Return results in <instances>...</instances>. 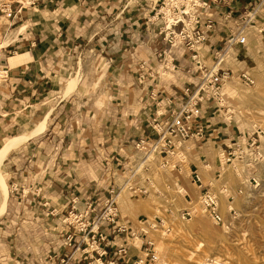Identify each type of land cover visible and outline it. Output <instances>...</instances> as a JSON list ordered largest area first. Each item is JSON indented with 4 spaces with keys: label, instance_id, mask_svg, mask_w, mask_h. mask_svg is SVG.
Listing matches in <instances>:
<instances>
[{
    "label": "crops",
    "instance_id": "0c3cea01",
    "mask_svg": "<svg viewBox=\"0 0 264 264\" xmlns=\"http://www.w3.org/2000/svg\"><path fill=\"white\" fill-rule=\"evenodd\" d=\"M161 2L14 0L19 11L0 14V144L44 119L43 129L3 160L12 208L0 221V264H135L153 245V225L137 214L150 215L154 207L124 204L126 197H148L152 188L149 177L136 176L149 158L139 142L157 137L155 120H169L193 90L198 63H213L230 36L257 27L264 37V0H219L198 13L202 25L212 24L205 42L167 46ZM227 83L233 77L222 88ZM209 101L201 104L205 136L191 139L194 148L176 137L170 148H159L161 167L177 172L185 200L218 187L215 162L239 146L234 130L209 116ZM110 194L119 222L133 235L103 223L105 239L91 242L62 221L73 202L83 210Z\"/></svg>",
    "mask_w": 264,
    "mask_h": 264
},
{
    "label": "rangeland",
    "instance_id": "374dc122",
    "mask_svg": "<svg viewBox=\"0 0 264 264\" xmlns=\"http://www.w3.org/2000/svg\"><path fill=\"white\" fill-rule=\"evenodd\" d=\"M242 35L245 36L243 47L226 46L217 54V57L224 55L219 67H226L229 71L228 78L233 77L234 88L227 87L228 84L224 88L221 86L220 98L209 101V116L219 117V124L233 129L235 140H239L234 154H221L215 162L218 187L213 184L210 193L222 220L216 222L204 209L199 192L184 199L185 189L176 183L177 172L161 167L163 155L159 147L142 153L149 158L136 176L150 178V195L126 197L124 204L134 207L145 202L154 207L155 211L150 215L145 212L137 215L143 223H154L148 237L158 255L157 264H264V37L257 32V27H249ZM215 61L207 66L212 67ZM202 117L204 121L205 114ZM42 121V130L44 119L28 131H24L27 125L18 128L17 135L9 138L28 137L32 133L30 130ZM27 139L12 146L6 155ZM179 145L194 148L191 139H179ZM5 157L0 163V173L9 197ZM183 160H186L185 156ZM211 181L215 183L213 177ZM220 203L222 214L219 212ZM10 208L12 205L8 200L5 209L0 210V221L6 218ZM121 214L122 217L127 215L123 211ZM134 242L139 244L140 240L134 239ZM141 257L143 259V254Z\"/></svg>",
    "mask_w": 264,
    "mask_h": 264
},
{
    "label": "built area",
    "instance_id": "2783aa9c",
    "mask_svg": "<svg viewBox=\"0 0 264 264\" xmlns=\"http://www.w3.org/2000/svg\"><path fill=\"white\" fill-rule=\"evenodd\" d=\"M14 0H1L0 14L6 18H11L17 10L12 9ZM219 0H162L158 8L159 17L163 20L161 32L167 46H173L176 42L192 47L206 41L207 31L211 29L212 24L206 21L203 25L199 21V11L209 8L211 3ZM22 3L20 2V5ZM259 5V4H258ZM258 5L254 6L252 12H256ZM245 36L241 31L230 36L226 41V46L232 47L237 44L243 45ZM166 52L163 49V54ZM217 59V58H216ZM215 59V60H216ZM216 63V61L214 62ZM198 80L194 84L192 91L188 92L185 99L180 100L171 111L169 120L161 123L154 122V129L157 137L148 141L141 140L138 145L146 151H153L157 147L170 148L172 137L180 140H201L205 135V122L201 104L205 100H216L220 98L219 90L229 77V71L222 69L214 64L212 67L205 63H198ZM169 150V149H168ZM229 160V157L227 158ZM201 203L206 211L220 222L222 219L217 212V203L210 191L200 194ZM72 205V209L63 217V221L75 232L89 236L91 242L105 239V234L100 229L103 223L113 225L118 232H129L133 235L132 230L124 223L119 222V211L115 197L110 194L104 198L99 206L87 204L83 210H77ZM118 253H126L124 247H120ZM144 264H157L158 255L155 253L151 243L143 250ZM107 264H118L115 259L110 260ZM206 264H213L207 262Z\"/></svg>",
    "mask_w": 264,
    "mask_h": 264
},
{
    "label": "bare ground",
    "instance_id": "6f19581e",
    "mask_svg": "<svg viewBox=\"0 0 264 264\" xmlns=\"http://www.w3.org/2000/svg\"><path fill=\"white\" fill-rule=\"evenodd\" d=\"M224 57V56H223ZM221 58L222 56H218L217 59H216V66L218 65L219 67V64H220V61H221ZM229 88H234L232 84L230 83H227ZM42 124H43V121L41 122V124L39 126H36L35 128H33L32 130V133L30 132L28 135V137L34 135V134H37L38 131L41 130L42 128ZM34 130V131H33ZM28 137H25V136H22V137H15V138H9L7 140H5L1 146H0V163L2 161V159L5 157L7 151L12 147V146H15L16 144L20 143L22 140L24 139H27ZM148 155L144 156V159L147 158ZM228 160V159H227ZM230 165V164H229ZM228 170V169H227ZM226 172V171H225ZM6 201H7V188H6V183L4 181V178L3 176L1 175L0 173V210H3L5 209L6 207ZM142 209V207L140 208ZM148 209V208H147ZM219 212L220 214L223 213V206L222 204L220 203V206H219ZM217 212H218V208H217ZM2 214V212H1ZM149 224L153 225V228H154V223L152 222H149ZM154 232V231H153ZM135 264H140V262H137Z\"/></svg>",
    "mask_w": 264,
    "mask_h": 264
}]
</instances>
